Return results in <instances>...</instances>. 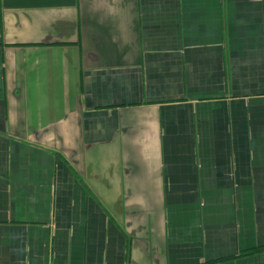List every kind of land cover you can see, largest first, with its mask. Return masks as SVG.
I'll return each mask as SVG.
<instances>
[{
  "label": "crops",
  "instance_id": "crops-1",
  "mask_svg": "<svg viewBox=\"0 0 264 264\" xmlns=\"http://www.w3.org/2000/svg\"><path fill=\"white\" fill-rule=\"evenodd\" d=\"M0 264H264V0H0Z\"/></svg>",
  "mask_w": 264,
  "mask_h": 264
}]
</instances>
